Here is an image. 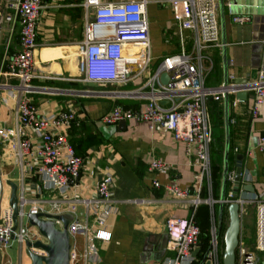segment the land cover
I'll return each instance as SVG.
<instances>
[{"label": "built area", "instance_id": "1", "mask_svg": "<svg viewBox=\"0 0 264 264\" xmlns=\"http://www.w3.org/2000/svg\"><path fill=\"white\" fill-rule=\"evenodd\" d=\"M174 11V19L180 30L194 33L192 46L186 45V38L181 33L179 53L165 56L155 71L147 78L152 61L150 22L147 0H85L86 24L84 38L77 46L78 80L83 83L114 85L130 89L120 91H87L91 96H112L118 99H136L137 106L118 104L107 112L101 120L108 124L137 119L147 122L155 132H170L175 140L183 141L187 151L195 156L198 170L195 175L196 190L201 191L207 180L209 187L213 183L211 147L214 142V124L208 101L210 98H224L225 92L236 95L246 91L253 93L252 115L257 118L264 104V61L259 67L258 77L248 84H236L235 76L229 75V85L211 87L206 84L207 77L215 69V61L210 49L222 47L221 24L218 0H169ZM6 11L0 12V35L6 33L8 39L19 30V47L12 53L7 43L6 52L0 61V112L10 101L15 103L17 123L15 127L0 126V138L6 151L21 164L23 176L30 171L36 178L39 192H50L57 197L51 202L55 214H62L63 209L72 212L68 226L71 239L79 232L86 234L84 256L100 260V248L97 241H110L112 232L107 228L108 219L115 211L113 198L114 175L105 174L97 183L98 197L81 198L75 193V187L83 175L86 158L77 154L69 130L76 120L72 108L59 107L51 112H44L31 96L41 89L32 81L39 77L37 73V52L40 47L39 30L43 12L48 5L44 0H8ZM233 20L245 23L251 20L249 15L235 14L230 6ZM93 17V19H92ZM167 72L170 80L164 84L162 73ZM15 79L9 84L7 79ZM53 92L61 90L51 89ZM259 149L264 152V130L259 136ZM150 170L166 174L172 165L162 159L154 158ZM264 175V168L262 170ZM236 170H230L228 182L235 184ZM247 182L246 171H242V184ZM155 187L161 183L154 181ZM164 188L177 197H186L188 189H182L176 182L165 184ZM241 191H243L241 189ZM23 180L18 198V222L14 219V209L4 190L0 195V250L6 249L13 240H18L21 248L27 242L47 238L37 227L28 222V213H37L39 203L44 200L31 199L27 194ZM227 202L240 205L241 217L248 204L257 207V244L259 251H264V200L257 194L234 197L232 193ZM194 207L200 198L194 200ZM33 203L31 210L25 209ZM82 202L87 207L92 224L75 217L76 203ZM136 203L143 202L134 200ZM16 226V228H15ZM63 228V223L57 221ZM166 231L170 249L174 255L167 256L160 264H196L195 248L199 245L202 229L195 214L189 218L171 216L166 220ZM209 259L212 264H222L223 246L219 241L218 228L211 227ZM30 250L41 255H48L42 248ZM77 258L71 249V261ZM235 264H257L255 251L248 248L240 239Z\"/></svg>", "mask_w": 264, "mask_h": 264}, {"label": "crops", "instance_id": "2", "mask_svg": "<svg viewBox=\"0 0 264 264\" xmlns=\"http://www.w3.org/2000/svg\"><path fill=\"white\" fill-rule=\"evenodd\" d=\"M85 0H44L48 5L43 12L39 30L40 47L37 52L38 68L32 83L40 88L31 96L44 112H51L59 107L72 108L76 112V120L69 130L71 141L77 154L86 158L83 175L75 187L73 195L81 198L98 197L97 183L107 173L114 175L113 198L116 211L110 216L107 228L112 232L110 241H97L100 248V260L86 258V234L77 233L72 239V250L77 258L71 264H160L167 256L174 255L169 246L166 231L168 217L189 218L193 213L202 229L199 245L194 250L196 264L204 258L210 246L211 227L215 224L219 230V203L222 192V177L224 167V150L226 143L225 104L224 98H211L208 108L214 124V140L220 162H212L213 183L209 187L204 181L201 191L196 190L195 175L198 170L195 156L187 151L183 141L175 140L170 132H155L149 123L130 119L126 129L120 130L118 124L108 125L101 118L114 106L123 101L127 106L139 105L136 99H118L112 96H91L85 92L120 91L132 88L114 85H98L83 83L78 80L77 61L69 56L77 51L79 42L84 38L86 24ZM117 1V0H102ZM219 4L221 0H218ZM224 1V14L219 6V18L226 25L227 54L229 75L235 78H249L254 67H260L264 61V15L250 14L242 6H237L233 0ZM233 3V4H232ZM235 5V6H234ZM230 6L236 7L235 14L251 17L245 23H236L230 11ZM263 7V6H259ZM6 11V10H5ZM147 11L150 22L151 52L153 61L148 71L143 75L149 77L159 62L167 55L179 53L181 50L180 35L186 38L187 47L193 44L194 33L190 30H180L174 19V11L169 0H147ZM0 61L6 52L9 42L10 53L19 47V30L8 39L6 33L0 35ZM223 44V41H222ZM215 61L217 85L224 82V46L210 49ZM209 76L206 79V84ZM230 81L232 79H229ZM9 84H15V79H7ZM61 90L60 92L50 91ZM231 97V95H230ZM253 93L249 92L245 100L233 95L230 102L231 140H230V170L237 168V154L243 153V170L246 171L247 182L252 184L254 192L241 191L243 196L257 194L264 200V152L259 149V136L264 130V104L257 118L252 115ZM221 112L222 118H220ZM220 118V119H219ZM220 121V122H219ZM17 110L15 103L10 101L0 112V126L15 127ZM223 128V129H222ZM224 131V136L222 132ZM158 158L172 165L170 172L163 174L149 168L152 159ZM13 160L14 170L6 169L5 161ZM221 169L220 185L214 184ZM0 169L1 183L4 186V196L11 201L12 183L17 185L19 198L23 180L27 187L28 197L44 200L39 203L40 212L56 213L52 200L57 196L50 192H39L37 178L30 172L23 176L21 164L6 151L4 141L0 138ZM161 183L155 187L154 181ZM176 182L182 189H188L186 197H177L164 188L165 184ZM228 195L232 193L234 184L229 182ZM200 202L194 207V199ZM228 197V196H227ZM134 200L143 202L136 203ZM33 203L25 207L31 210ZM248 204L242 215L240 239L244 242L248 228H256V206ZM62 214L70 219L72 212L67 207ZM87 207L82 202L76 203L75 217L92 224ZM229 224V214L226 211L222 221V231L219 241L222 245L224 233ZM23 250L18 240H13L6 249L0 250V264H32L27 253L23 260ZM27 251V250H26Z\"/></svg>", "mask_w": 264, "mask_h": 264}, {"label": "water", "instance_id": "3", "mask_svg": "<svg viewBox=\"0 0 264 264\" xmlns=\"http://www.w3.org/2000/svg\"><path fill=\"white\" fill-rule=\"evenodd\" d=\"M234 4L237 6H242L244 11L250 14L264 15V0H233ZM232 3V4H233ZM235 6V5H234ZM263 6V7H259ZM221 10L224 14V1L220 2ZM233 12H235L236 7L232 6ZM93 19V17H92ZM222 41L224 46V85H229V64H228V54H227V39H226V25L224 17L222 19ZM259 67H254L252 69L249 78H237L235 79L236 84H248L251 81H255L258 77ZM162 82L167 84L170 80V76L167 72L161 75ZM248 93L246 91H241L236 94L238 99L245 100ZM224 104H225V132H226V143L224 150V167H223V177H222V192L219 203V230L218 235L222 231V221L225 212L229 214V224L224 233V251H223V264H235L237 249L240 244V234H241V222L242 217L240 214L239 203L233 201L228 203L226 198L228 196V174L230 171V140H231V115H230V94L225 92L224 94ZM127 122L120 121L118 128L120 130L126 129ZM245 155L243 153L237 154V168H236V182L233 187L232 195L238 197L241 194V189L245 191L254 192V187L252 184L248 183L242 186V171ZM1 169H0V195L4 186L1 183ZM13 187L11 196V206L14 209V219L16 223L18 222L19 206L17 197V185L11 182ZM230 195V193H229ZM28 222L31 226L37 227L39 231L47 238L48 242L44 243L41 240L36 242H27L26 250L29 254L32 264H71V235L68 230L70 224V218L64 214H52L46 212L28 213ZM57 221L63 223V228L57 226ZM16 228V226H15ZM31 247L42 248L48 255H41L34 253L30 250ZM211 247L207 249L204 258L199 264H212L209 259Z\"/></svg>", "mask_w": 264, "mask_h": 264}, {"label": "rangeland", "instance_id": "4", "mask_svg": "<svg viewBox=\"0 0 264 264\" xmlns=\"http://www.w3.org/2000/svg\"><path fill=\"white\" fill-rule=\"evenodd\" d=\"M8 0H0V12H5L6 10V3H7ZM2 46V42L0 41V47ZM69 56H72V62H73V59H78V54H77V51L74 50V53H73V50L68 53ZM216 75V71H213L210 75H209V80L207 82V85L208 86H211V87H217L219 85L218 82H215L214 80V77ZM212 98H215V97H212ZM211 99V98H210ZM223 112H221V115H220V118H222ZM219 118V119H220ZM223 119V118H222ZM220 122V121H219ZM223 129V128H222ZM222 135L224 136V131L222 132ZM221 155L220 153H218L217 151V148H216V145H215V140L212 144V147H211V158H212V162L213 163H216V162H220L221 160ZM5 164H6V169L8 170H14V166H13V160L12 159H8V161H5ZM256 206V205H255ZM254 206V207H255ZM256 209V217H257V207H255ZM244 243L245 245L250 248L251 250L255 251L256 253V256H257V264H264V251H259L257 250L256 248V244H257V224H256V228L254 226H251L248 228V231H247V235L244 237ZM27 251H26V245L24 247V250H23V260L26 261L28 258H27Z\"/></svg>", "mask_w": 264, "mask_h": 264}, {"label": "trees", "instance_id": "5", "mask_svg": "<svg viewBox=\"0 0 264 264\" xmlns=\"http://www.w3.org/2000/svg\"><path fill=\"white\" fill-rule=\"evenodd\" d=\"M230 102L232 103L233 102V95H231V97H230ZM120 103L121 104H124V102L123 101H120ZM73 143V142H72ZM73 145H74V143H73ZM75 146V145H74ZM214 165V167H216L217 165H215V163L213 164ZM219 169V168H218ZM221 169H219V173H218V175H217V178H216V180H215V178H214V184L216 183V185H220V182H221ZM228 186H230V183L228 182ZM222 246H223V248H224V241H222ZM222 256H223V254H222ZM222 264H223V260H222Z\"/></svg>", "mask_w": 264, "mask_h": 264}]
</instances>
